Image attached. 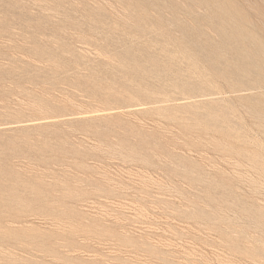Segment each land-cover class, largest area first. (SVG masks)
<instances>
[{
    "label": "rangeland",
    "instance_id": "374dc122",
    "mask_svg": "<svg viewBox=\"0 0 264 264\" xmlns=\"http://www.w3.org/2000/svg\"><path fill=\"white\" fill-rule=\"evenodd\" d=\"M0 264H264V0H0Z\"/></svg>",
    "mask_w": 264,
    "mask_h": 264
}]
</instances>
